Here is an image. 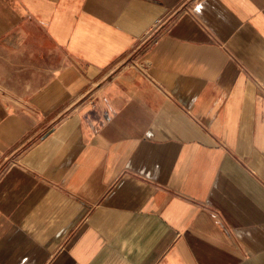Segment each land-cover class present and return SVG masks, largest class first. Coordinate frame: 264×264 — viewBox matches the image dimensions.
Returning <instances> with one entry per match:
<instances>
[{
  "label": "crops",
  "instance_id": "0c3cea01",
  "mask_svg": "<svg viewBox=\"0 0 264 264\" xmlns=\"http://www.w3.org/2000/svg\"><path fill=\"white\" fill-rule=\"evenodd\" d=\"M0 56V264H264V0H0Z\"/></svg>",
  "mask_w": 264,
  "mask_h": 264
},
{
  "label": "rangeland",
  "instance_id": "374dc122",
  "mask_svg": "<svg viewBox=\"0 0 264 264\" xmlns=\"http://www.w3.org/2000/svg\"><path fill=\"white\" fill-rule=\"evenodd\" d=\"M151 35H152V33H151ZM144 38H146V36ZM0 58H2V57L0 56ZM1 66L7 67L6 70L9 71V73H7V74L17 75L16 72H18V70H17L16 65L13 67V65L0 64V67ZM26 82L27 81L19 80V79H13L12 81H8V80L4 81L3 79H0V90H3L4 88L5 89L11 88L14 91H16V90L19 91V88L25 87Z\"/></svg>",
  "mask_w": 264,
  "mask_h": 264
},
{
  "label": "built area",
  "instance_id": "2783aa9c",
  "mask_svg": "<svg viewBox=\"0 0 264 264\" xmlns=\"http://www.w3.org/2000/svg\"><path fill=\"white\" fill-rule=\"evenodd\" d=\"M151 37H152L151 33H148V34L146 35V38H144V41H146L147 39H149V38H151Z\"/></svg>",
  "mask_w": 264,
  "mask_h": 264
}]
</instances>
